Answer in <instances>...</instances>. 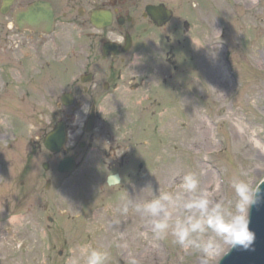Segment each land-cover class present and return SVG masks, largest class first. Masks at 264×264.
<instances>
[{
    "label": "rangeland",
    "instance_id": "1",
    "mask_svg": "<svg viewBox=\"0 0 264 264\" xmlns=\"http://www.w3.org/2000/svg\"><path fill=\"white\" fill-rule=\"evenodd\" d=\"M195 1L190 80L175 93L159 88L160 106L128 109L129 125L144 134L131 150L146 169L125 172L121 185L106 184L110 173L96 151L72 175L44 171L46 150L35 135L42 126L38 111L37 119L22 122V115L29 117L25 110L0 90V264H41L44 257L47 264H65L78 243L106 250L108 264L133 258L138 264H202L199 253H185L170 236L154 239L142 214L121 211L147 184L172 190L173 171L196 172L201 187L225 202L235 198L231 178L241 169L255 184L264 178V0ZM151 197L148 189L135 199ZM11 214L28 222L13 227L7 224Z\"/></svg>",
    "mask_w": 264,
    "mask_h": 264
},
{
    "label": "flooded vegetation",
    "instance_id": "2",
    "mask_svg": "<svg viewBox=\"0 0 264 264\" xmlns=\"http://www.w3.org/2000/svg\"><path fill=\"white\" fill-rule=\"evenodd\" d=\"M196 6L195 0H0V90L25 110L22 122L37 119L38 111L40 150L54 130L67 138L59 153L44 148L50 172L71 158L76 173L92 151L110 173L106 184L109 176L119 175L121 185L125 172L145 171L131 150L144 134L129 125L128 109L160 106L159 88L175 93L190 80ZM171 100L176 105L177 94ZM140 122L142 115L136 128Z\"/></svg>",
    "mask_w": 264,
    "mask_h": 264
},
{
    "label": "clouds",
    "instance_id": "3",
    "mask_svg": "<svg viewBox=\"0 0 264 264\" xmlns=\"http://www.w3.org/2000/svg\"><path fill=\"white\" fill-rule=\"evenodd\" d=\"M135 62H139V57ZM82 111L86 116L89 108L82 106ZM28 127L31 130L33 126ZM169 182L172 190L161 191L151 184L145 185L139 194L150 189L151 199L138 201L135 197L139 194L130 196L123 202L121 211L142 214L147 218L154 239L170 236L185 253H199L202 264H219V260L233 249L252 248L256 233L250 229L251 209L264 203V191L260 187L264 181L255 184L250 173L241 169L231 178L235 198L228 202L203 189L194 171H173ZM26 222L22 214H11L7 218V224L13 227H23ZM108 261L106 250L90 243H78L70 249L65 264H108ZM41 264H47L46 257ZM130 264H138V261L133 258Z\"/></svg>",
    "mask_w": 264,
    "mask_h": 264
},
{
    "label": "water",
    "instance_id": "4",
    "mask_svg": "<svg viewBox=\"0 0 264 264\" xmlns=\"http://www.w3.org/2000/svg\"><path fill=\"white\" fill-rule=\"evenodd\" d=\"M56 137L57 141L54 138V141L52 140L53 142L51 141L50 145V148L53 150H59L54 143L59 145V143L64 142L63 136ZM66 163V168H63V165H61L62 171H73V161L70 160ZM260 187L264 191V184H261ZM250 229L256 233V240L252 248L249 250L233 249L227 255L223 256L219 264H264V203L258 207H252Z\"/></svg>",
    "mask_w": 264,
    "mask_h": 264
}]
</instances>
